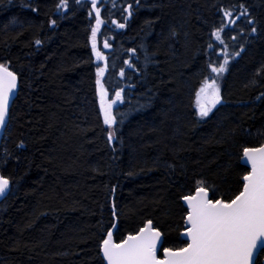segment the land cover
I'll return each instance as SVG.
<instances>
[{
    "label": "trees",
    "instance_id": "trees-1",
    "mask_svg": "<svg viewBox=\"0 0 264 264\" xmlns=\"http://www.w3.org/2000/svg\"><path fill=\"white\" fill-rule=\"evenodd\" d=\"M97 7L99 35L112 44L101 83L109 97L121 93L111 126L92 0H0V62L19 80L0 145L11 182L0 200V264H106L114 211L116 240L149 219L163 247L184 246L181 198L203 182L211 198L233 199L248 171L242 151L264 142V0ZM212 81L220 102L201 117L196 96Z\"/></svg>",
    "mask_w": 264,
    "mask_h": 264
},
{
    "label": "snow or ice",
    "instance_id": "snow-or-ice-1",
    "mask_svg": "<svg viewBox=\"0 0 264 264\" xmlns=\"http://www.w3.org/2000/svg\"><path fill=\"white\" fill-rule=\"evenodd\" d=\"M92 4L95 8L96 0H92ZM225 15L231 17L230 12ZM101 22L97 8V28L92 30V48L97 59L103 58L96 50V34ZM119 27L124 25L120 24ZM215 36L220 40V31ZM108 46L105 42L104 47ZM225 65L212 67L211 70L217 74L222 73ZM103 73L104 69H98L97 76L101 77ZM97 84L101 89L104 123L111 126L115 123L112 105L121 99V93L117 92L116 100L105 104L106 92L100 79H97ZM15 87L16 76L4 65H0V126L4 124L9 95ZM208 89H211V95L207 103L198 102L201 117L208 116L211 109L220 102L219 88L215 81L210 84L206 82L200 92L205 93ZM108 138L111 141L113 134L109 133ZM243 151L246 161L251 164V172L243 177V190L234 199L230 202L210 199L203 182H200L195 195L184 197L190 209L186 219L188 227L184 233L190 241L186 247L178 250L164 249L165 259H157V244L161 233L152 229L149 222L147 228H142L138 235H129L123 243H114L112 232H108L102 249L107 264H258L254 253L264 255V146L245 148ZM8 186V179L0 176V195L5 193Z\"/></svg>",
    "mask_w": 264,
    "mask_h": 264
},
{
    "label": "water",
    "instance_id": "water-1",
    "mask_svg": "<svg viewBox=\"0 0 264 264\" xmlns=\"http://www.w3.org/2000/svg\"><path fill=\"white\" fill-rule=\"evenodd\" d=\"M130 5H131V4L129 3V4L125 7V11L127 12V14H126V20L129 19L130 16H131V15H130V12H129V10H130ZM120 24H122V23H120ZM120 24H119V25H120ZM119 28H121V27H119ZM105 42H107V44L109 45L108 47H104ZM102 45H103V50H104L105 52H108V51L111 50V48H112V44H110L109 41L106 40V39H104V40L102 41ZM0 65H4L9 71H11V72L16 76V87L12 90V92H11L10 95H9V103H8L7 113H6V116H5V121H4V124H3L2 126H0V145H1V142H2V139H3V136H4V132H5V129H6V127H7L8 120H9V112H10V108H11V105H12V103H13V100L15 99V97H16V95H17V92H18L19 80H18V76H17V74L15 73V71L12 70L8 65H6V64H4V63H2V62H0ZM261 146H264V142H263L262 144H260V145H257V146H250V147H246V148H258V147H261ZM244 149H245V148H244ZM240 162H241L242 164H244V165L248 168V171L243 175V177H244L245 175H247V174H249V173L251 172V164L248 163V162L246 161V158L244 157V151H242V155H241V158H240ZM0 176H2V177H4V178L8 179V181H9V186H8V188L6 189L5 193H4L3 195H0V200H1V199H3V198L6 196V194L9 192L10 187H11V182H10V179H9L8 177H5V176L2 175L1 171H0ZM243 177H242V180H243ZM243 184H244V181H243ZM196 189H197V188H196ZM196 189H195L192 193H190V194H186V195H184V196L181 198V201H182L183 205L187 208V214H186V216H185V222H184V225H183L184 228H183V230L181 231V234H180V235H181V238L184 239V240L186 241V244H185L184 246H181V247H179V248H168V247H163L164 235H163L162 231H161L158 227H156V226L154 225V223H153L151 220H149V219L146 220V221L144 222V224H143L141 227H139L136 231H134V232H132V233H127L122 239H120V240H116V239H115V236H114V233H115V230H116V227H117V218L115 217V211H114V222H113L112 226L110 227V229L108 230V232H112L113 242H114V243H123V241L126 240V239L128 238L129 235H138L139 232H140V230H141L142 228H147L149 222H151V227H152V229L157 230V231H159V232L161 233L160 242H158V244H157V252H156L157 259H159V260H163V259H165V257H164V249L178 250V249H180V248H182V247H186V246H187V243L190 242V241L187 240L186 236L184 235V233L186 232V229H187V227H188V225H187V223H186V219H187V215H188V212L190 211V209L188 208V206H187V202L185 201L184 197H185V196H189V195H195ZM206 189H207V188H206ZM207 190H208V189H207ZM242 190H243V185H242V189H241V191H242ZM241 191H240V192H241ZM240 192H239V193H240ZM239 193H238L237 195H239ZM208 194H209V198H210V199H213V198H211V193H210L209 190H208ZM237 195H236V196H237ZM234 198H235V197H234ZM234 198H233V199H234ZM213 200L215 201L216 199H213ZM231 200H232V199H231ZM231 200H230V201H231ZM230 201H225V202H230ZM108 232H107V233H108ZM106 238H107V234H106V237H105L104 239H106ZM103 241H104V240H103ZM103 241H102V243H101V254H102V256H103V252H102V249H103ZM258 255H259V252L254 253V259H255V260H257ZM104 261H105V263L107 264V261H106L105 259H104ZM261 264H264V255L261 257Z\"/></svg>",
    "mask_w": 264,
    "mask_h": 264
},
{
    "label": "rangeland",
    "instance_id": "rangeland-1",
    "mask_svg": "<svg viewBox=\"0 0 264 264\" xmlns=\"http://www.w3.org/2000/svg\"><path fill=\"white\" fill-rule=\"evenodd\" d=\"M97 1L98 0H96V5H95V8H94V12H95V20H94V24H93V28H92V30L94 29V28H97V24H96V9L98 8L97 7ZM129 12H130V10H129ZM126 14H127V12H126ZM100 20L102 21L101 22V24L99 25V27H98V30H97V34H96V50L97 51H99L100 53H101V56L103 57L102 59H97V57H96V54H95V52L93 51V54H94V57H95V59H96V61H97V69H104L105 70V51L103 50V45H102V41L104 40V39H106V40H108L106 37H101L100 35H99V31H100V28H101V26H102V24H103V20L100 18ZM119 24L120 23H117V26H118V29H120L119 28ZM109 41V40H108ZM91 42H92V32H91ZM110 42V41H109ZM98 79H100V81H101V77H98ZM207 83H212V82H207ZM102 84V83H101ZM217 84V83H216ZM204 85H205V83H204ZM204 85L202 86V87H204ZM98 87H99V91H100V96H101V89H100V85H98ZM103 89H104V91L106 92V96H105V99H104V102H105V104H107V103H110V102H112V101H114L115 99H113V98H111V97H109V95H108V92L106 91V89H105V87L103 86ZM201 90V89H200ZM210 95H211V89H208L205 93H201L200 91L198 92V94H197V96H196V100H197V105H198V102L199 103H207V101H208V98L210 97ZM198 109H199V107H198ZM212 110V109H211ZM210 113V112H209Z\"/></svg>",
    "mask_w": 264,
    "mask_h": 264
},
{
    "label": "built area",
    "instance_id": "built-area-1",
    "mask_svg": "<svg viewBox=\"0 0 264 264\" xmlns=\"http://www.w3.org/2000/svg\"><path fill=\"white\" fill-rule=\"evenodd\" d=\"M5 135V134H4Z\"/></svg>",
    "mask_w": 264,
    "mask_h": 264
}]
</instances>
